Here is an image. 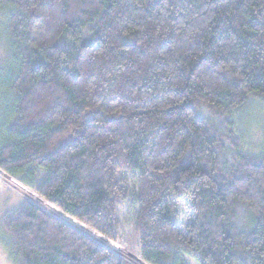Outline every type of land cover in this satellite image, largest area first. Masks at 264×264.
Listing matches in <instances>:
<instances>
[{"label":"trees","instance_id":"1","mask_svg":"<svg viewBox=\"0 0 264 264\" xmlns=\"http://www.w3.org/2000/svg\"><path fill=\"white\" fill-rule=\"evenodd\" d=\"M4 9L0 171L39 197L5 221L18 264H137L92 233L124 244L123 213L147 264H264V156L222 122L264 98V0Z\"/></svg>","mask_w":264,"mask_h":264},{"label":"rangeland","instance_id":"2","mask_svg":"<svg viewBox=\"0 0 264 264\" xmlns=\"http://www.w3.org/2000/svg\"><path fill=\"white\" fill-rule=\"evenodd\" d=\"M8 10H0V66H3L10 59V47L7 39L6 20ZM4 102L0 96V126L4 122ZM203 114L209 116L204 110ZM226 120V121H225ZM233 122L232 129L234 135L241 142V151L252 154L254 156H264V98L253 96L249 103L243 108L234 112L229 119H223L222 122ZM222 126L221 123H218ZM224 126V124H223ZM230 126V125H229ZM226 127V126H225ZM224 127V128H225ZM233 152L230 147H226L223 155L225 164L232 162ZM44 177L41 172L40 179ZM133 184V182H132ZM25 194H30L34 198H39L30 188L22 184L19 180L12 178L6 173L0 171V264H18L17 257L13 254L10 237L5 229L6 219L18 210L24 203ZM44 204L54 210L56 213L63 215L65 218L72 221L76 226L84 230H89L84 224L75 221L58 208L53 207L48 202L42 200ZM46 208V207H45ZM241 217H244V212L241 211ZM188 223L184 213H182L180 226L184 227ZM123 242H113L103 236L92 232L98 239L105 240L110 246L118 251L127 254L137 264L145 263L139 254V240L135 232V216L134 214L123 213ZM91 231V230H90ZM187 264H195L191 260H186Z\"/></svg>","mask_w":264,"mask_h":264}]
</instances>
